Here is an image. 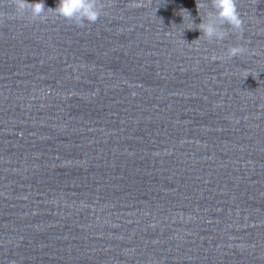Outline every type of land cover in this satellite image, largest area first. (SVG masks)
Segmentation results:
<instances>
[{
  "label": "water",
  "instance_id": "95a60500",
  "mask_svg": "<svg viewBox=\"0 0 264 264\" xmlns=\"http://www.w3.org/2000/svg\"><path fill=\"white\" fill-rule=\"evenodd\" d=\"M0 264H144L1 112Z\"/></svg>",
  "mask_w": 264,
  "mask_h": 264
},
{
  "label": "clouds",
  "instance_id": "9594fccd",
  "mask_svg": "<svg viewBox=\"0 0 264 264\" xmlns=\"http://www.w3.org/2000/svg\"><path fill=\"white\" fill-rule=\"evenodd\" d=\"M238 0H210V5L203 2V0H196V8L200 17L201 23L196 25L202 35L196 39L193 43L200 41H207L211 43L213 40L216 42L224 41L230 34L240 36L243 32L244 21L241 17V13L237 7ZM13 6L12 14L0 13V20L5 19H24L26 13H30L28 19L31 22L37 19L40 22L47 20L45 15V5L42 2L28 3L27 0H11ZM141 4H132L130 7H141ZM211 8V11L207 9ZM106 5L102 0H59L58 6L48 11L56 17L64 20L65 22L75 25L76 27L83 28L85 24H94L101 16L105 15ZM204 10L203 16L200 15ZM183 23L190 21L187 29L192 30L191 25L194 24L191 14L188 10H182ZM227 26V27H225ZM248 49L244 46L237 44L236 46H229L224 56L228 59L241 55L247 52ZM213 61L222 59V57L212 56ZM247 72V71H245ZM248 75L245 76V78Z\"/></svg>",
  "mask_w": 264,
  "mask_h": 264
}]
</instances>
